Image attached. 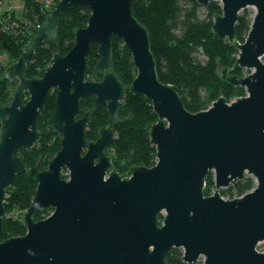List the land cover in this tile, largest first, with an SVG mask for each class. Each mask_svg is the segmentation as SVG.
<instances>
[{
	"label": "water",
	"instance_id": "95a60500",
	"mask_svg": "<svg viewBox=\"0 0 264 264\" xmlns=\"http://www.w3.org/2000/svg\"><path fill=\"white\" fill-rule=\"evenodd\" d=\"M210 1L221 5L210 34L227 39L238 50L235 65L250 72L232 75L223 68V78L245 95L219 96L196 112L185 108L177 86L160 81L132 0H59L49 11L6 68L16 86L0 104V232L6 190L24 170L21 149L30 150L40 137L36 120L50 89L56 96L49 122L60 148L35 172L34 195L20 215L26 231L0 241V264H167L172 248H181L186 263L202 256V264H264V250L257 249L264 240V0H195L203 7ZM79 4L90 15L73 30L71 48L59 54V13ZM247 7L254 13L239 41L235 23ZM113 36L122 39L136 68L129 85L111 67ZM92 42L98 44L92 68L98 80L85 72ZM44 46L53 52L50 61L40 77H27L35 50ZM126 92L146 97L157 115L147 128L156 161L121 174L105 150L115 140L111 125ZM90 97L92 106L82 111ZM101 106L107 126L87 140L91 112ZM209 172L215 190L205 195ZM246 175L254 179L252 189L222 197L220 188ZM47 207L51 212L35 220Z\"/></svg>",
	"mask_w": 264,
	"mask_h": 264
},
{
	"label": "trees",
	"instance_id": "16d2710c",
	"mask_svg": "<svg viewBox=\"0 0 264 264\" xmlns=\"http://www.w3.org/2000/svg\"><path fill=\"white\" fill-rule=\"evenodd\" d=\"M59 0H57L58 2ZM55 2V4L57 3ZM54 4V5H55ZM54 5H46L45 0H22L21 11L6 10L0 14V51L6 54V61L0 64V104L9 102L16 86L15 78L6 73V68L17 59L28 39L45 20ZM132 12L148 31L151 51L155 58L160 81L177 86L185 108L191 112L206 109L212 101L222 96L226 101L245 95L239 85L228 83L222 76V69L232 75H244L245 69L235 65L238 50L228 44L227 39H215L210 34L214 15L221 13L218 1H210L201 6L195 0H132ZM90 15L87 5H76L59 13L57 49L65 54L73 45V30L85 26ZM252 13L246 8L238 14L235 32L243 41L251 24ZM98 44L92 42L87 54L86 76L94 75L92 68L97 60ZM53 52L46 46L35 50V55L26 69L27 77H40ZM112 70L119 80L129 85L136 74L130 51L121 38L112 37ZM56 89H50L43 109L36 120L40 137L30 150L21 149L24 170L19 172L6 190L3 201L2 239L25 233L20 220L21 213L29 206L36 188L34 174L46 167L54 153L59 150L60 138L50 126L49 117L54 110ZM24 101L28 95H24ZM94 97L81 107L92 106ZM95 111V112H94ZM91 113L92 119L85 127V138L95 139L101 126H107V109L101 106ZM157 120L151 102L144 96L126 92L120 99L119 111L111 125L115 140L108 145L106 154L112 159V167L121 174H128L134 165L152 166L156 161L155 147L150 143L147 128ZM62 177H67L65 170ZM255 185L251 176H244L228 187L219 190L228 198L240 196ZM214 189L213 173L205 178L203 193L209 195ZM14 212L18 213L15 216ZM51 208L37 211L34 219H42ZM14 213V214H13ZM162 219V215H159ZM182 250L172 248L167 256V264L186 263L182 260Z\"/></svg>",
	"mask_w": 264,
	"mask_h": 264
},
{
	"label": "rangeland",
	"instance_id": "374dc122",
	"mask_svg": "<svg viewBox=\"0 0 264 264\" xmlns=\"http://www.w3.org/2000/svg\"><path fill=\"white\" fill-rule=\"evenodd\" d=\"M41 1H43V0H41ZM21 9H22V0H0V14H2L4 11H6V10H16V11H21ZM248 11H250L251 13H252V15H253V13H254V8H252V7H247L246 8ZM5 61H6V54L4 53V52H1L0 51V64H4L5 63ZM262 61L264 62V56L262 57ZM245 74H247L248 72H250V70H248V69H245ZM86 78H92V79H95V80H97L96 78H95V76L93 77L92 75H88V76H86ZM44 169V168H43ZM39 170H41V169H39ZM65 173H66V171H65ZM249 176V175H248ZM223 188H225V187H223ZM221 189V188H220ZM219 189V190H220ZM215 190V187H214V189L212 190V192ZM224 198H228V197H226V196H223ZM15 213V214H14ZM13 214L15 215V216H17L18 215V213H16V212H14ZM181 249V248H180ZM257 249L259 250V251H263L264 250V240L263 241H261V242H259L258 243V245H257ZM202 260H203V257L202 256H200L199 257V259H198V261L199 262H201L202 263Z\"/></svg>",
	"mask_w": 264,
	"mask_h": 264
},
{
	"label": "built area",
	"instance_id": "2783aa9c",
	"mask_svg": "<svg viewBox=\"0 0 264 264\" xmlns=\"http://www.w3.org/2000/svg\"><path fill=\"white\" fill-rule=\"evenodd\" d=\"M46 2V5L49 6V5H54L55 2H57V0H45Z\"/></svg>",
	"mask_w": 264,
	"mask_h": 264
},
{
	"label": "flooded vegetation",
	"instance_id": "af4514ba",
	"mask_svg": "<svg viewBox=\"0 0 264 264\" xmlns=\"http://www.w3.org/2000/svg\"><path fill=\"white\" fill-rule=\"evenodd\" d=\"M91 106H89V107H86V108H90ZM83 109H85V108H83ZM83 109H82V111H83ZM82 111L80 112V114H79V116L82 114ZM93 112V111H92ZM91 112V113H92ZM95 112V111H94ZM113 124V123H112ZM87 126V125H86ZM97 136H98V131H97ZM97 138V137H96ZM95 138V139H96ZM87 139V138H86ZM95 139H87V140H95ZM107 148H108V146L106 147V150H105V152L107 151ZM223 197V196H222Z\"/></svg>",
	"mask_w": 264,
	"mask_h": 264
}]
</instances>
